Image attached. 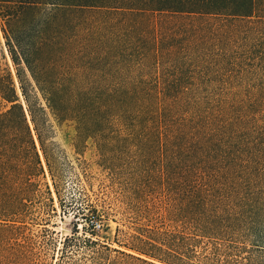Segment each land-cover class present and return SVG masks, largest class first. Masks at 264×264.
Masks as SVG:
<instances>
[{
    "label": "trees",
    "instance_id": "16d2710c",
    "mask_svg": "<svg viewBox=\"0 0 264 264\" xmlns=\"http://www.w3.org/2000/svg\"><path fill=\"white\" fill-rule=\"evenodd\" d=\"M0 27L15 71L0 34L2 250L27 238L39 198L35 136L53 171V117L77 122L81 138L117 124L142 139L159 154L145 172L158 166L178 199H193L180 216L191 234L215 255L241 244V264H264V0H0ZM69 242L59 264H119L94 242L76 259Z\"/></svg>",
    "mask_w": 264,
    "mask_h": 264
},
{
    "label": "rangeland",
    "instance_id": "374dc122",
    "mask_svg": "<svg viewBox=\"0 0 264 264\" xmlns=\"http://www.w3.org/2000/svg\"><path fill=\"white\" fill-rule=\"evenodd\" d=\"M0 34L5 63L15 74L1 27ZM50 123L53 133L45 142L53 171L35 136L45 174L37 179L39 198L30 203L27 238L20 236L10 251L0 247V256L13 258L8 264H59L67 238V251L76 259L78 249L83 252L94 242L108 248L111 260L119 264H143L140 259L155 264H241L247 255L243 245L230 256L225 249L215 255L207 239L195 237L181 223L193 199H178L171 183L161 180L158 166L149 177L141 165L148 154L159 158L156 149H144L142 139L118 132L117 124H105L100 135L81 138L77 122L52 117ZM227 205L232 204H209L217 211Z\"/></svg>",
    "mask_w": 264,
    "mask_h": 264
}]
</instances>
